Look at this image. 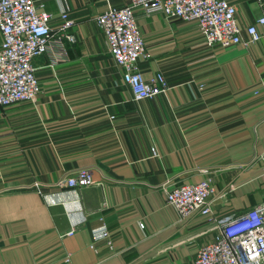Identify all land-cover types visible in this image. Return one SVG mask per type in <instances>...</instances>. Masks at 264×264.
<instances>
[{
    "label": "crops",
    "instance_id": "1",
    "mask_svg": "<svg viewBox=\"0 0 264 264\" xmlns=\"http://www.w3.org/2000/svg\"><path fill=\"white\" fill-rule=\"evenodd\" d=\"M34 1L71 39L61 60H33L34 102L0 109V264H192L219 219L264 199V37L208 47L195 23L136 10L139 72L168 91L134 101L95 20L128 1ZM227 1L242 30L260 14L257 0ZM79 167L92 185L56 184ZM206 177L211 214L165 202L164 183Z\"/></svg>",
    "mask_w": 264,
    "mask_h": 264
},
{
    "label": "built area",
    "instance_id": "2",
    "mask_svg": "<svg viewBox=\"0 0 264 264\" xmlns=\"http://www.w3.org/2000/svg\"><path fill=\"white\" fill-rule=\"evenodd\" d=\"M122 8L108 7L95 20L101 29L105 44L114 63L122 69V82L134 101L152 99L168 91L162 74L146 81L138 69V62L147 57L135 11L145 16L162 15L167 20L195 23L208 47L229 48L258 42L264 37V0L259 16L244 30L237 21V7L227 0H127ZM67 15L61 27H70ZM51 15L34 0H0V109L20 103L34 102L39 83L32 64L36 57L58 50L64 55L62 38L51 34ZM242 32L247 40H242ZM54 63L60 58L51 54ZM89 168L79 167L62 176L61 187L92 185ZM165 202L176 209L181 217L194 212L212 213L210 196L212 178L168 187L164 183ZM168 187V188H167ZM218 220L217 218L215 219ZM142 226V224H141ZM103 236L107 231L102 232ZM192 264H264V199L238 214L218 220L217 233L200 244Z\"/></svg>",
    "mask_w": 264,
    "mask_h": 264
}]
</instances>
